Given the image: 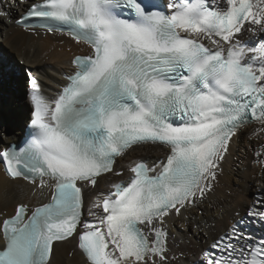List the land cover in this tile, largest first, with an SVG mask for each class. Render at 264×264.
Returning a JSON list of instances; mask_svg holds the SVG:
<instances>
[{
	"label": "snow or ice",
	"instance_id": "6c2138e0",
	"mask_svg": "<svg viewBox=\"0 0 264 264\" xmlns=\"http://www.w3.org/2000/svg\"><path fill=\"white\" fill-rule=\"evenodd\" d=\"M23 4L0 0V18ZM33 19L89 52L54 97L28 77V138L0 162L49 192L0 214V264H52L70 238L85 264H178L168 222L203 212L233 137L264 133V0H37L14 22L35 31ZM148 145L165 159L133 161L124 181L118 158ZM235 215L195 264H264V234L244 230L264 225V192Z\"/></svg>",
	"mask_w": 264,
	"mask_h": 264
},
{
	"label": "bare ground",
	"instance_id": "6f19581e",
	"mask_svg": "<svg viewBox=\"0 0 264 264\" xmlns=\"http://www.w3.org/2000/svg\"><path fill=\"white\" fill-rule=\"evenodd\" d=\"M33 2L37 0H24L23 5L10 10L9 18H0V71L3 73L0 72V149L10 142L18 141L23 126L30 119L28 77H35L42 92L48 97H54L62 88L67 75L74 69L72 60L89 52L88 46L76 44L66 34L37 29L26 31L15 26L14 21L19 13ZM17 71H21L24 77V94L22 97L18 95L20 100L11 96L7 84L2 80L4 75L14 77ZM3 100L7 101L6 110L2 109L5 104ZM26 105H29V110ZM259 127L256 123L250 124L237 134L238 138L233 137L214 189L202 206L203 212L196 211L191 216L184 213L183 218L175 217L168 222L172 237L169 241L170 255L177 258L178 264H195L201 249L206 246L205 241L211 243L209 237H215L225 230L237 219V212L243 216L257 196L264 192V166L254 163L255 160L264 159V153L261 157L255 155L264 146V133L252 135ZM166 152V149L151 145L137 148L123 159L118 158L117 168L121 171L123 180L127 181V169L133 161L153 167L165 159ZM111 179L119 182L120 178ZM99 187L105 194L111 190L110 184L104 180L100 181ZM32 191L33 185L20 178H9L0 164V214H14L18 203L35 206L47 202L48 189L44 190L42 196L39 192L37 196H33ZM84 217L92 219L87 215L86 209ZM2 218L3 215H0V219ZM197 223L202 232L196 231ZM244 230L249 236L258 237L264 234V225L249 223ZM52 264H85V258L77 249L76 241L70 238L68 242L54 246Z\"/></svg>",
	"mask_w": 264,
	"mask_h": 264
},
{
	"label": "rangeland",
	"instance_id": "374dc122",
	"mask_svg": "<svg viewBox=\"0 0 264 264\" xmlns=\"http://www.w3.org/2000/svg\"><path fill=\"white\" fill-rule=\"evenodd\" d=\"M16 62H18V60H16ZM1 74H3V73L1 72ZM25 78H26V76H25ZM22 79L24 80V77H23L21 71H17L16 75L14 77L9 76V75H4L2 78V80L5 82V84H7V90H8V92H10L11 96L13 98H17L19 100H20V98L18 97V95H21V97H22L23 96L22 94H24L23 88H22ZM3 102H5V104H4V106H2V109L6 110L7 101L3 100ZM26 108H27V110H29L30 109L29 105H26ZM9 121L11 122V120H9Z\"/></svg>",
	"mask_w": 264,
	"mask_h": 264
}]
</instances>
